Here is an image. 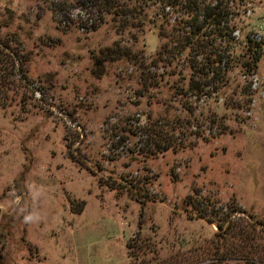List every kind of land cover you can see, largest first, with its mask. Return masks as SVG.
<instances>
[{
  "label": "rangeland",
  "instance_id": "rangeland-1",
  "mask_svg": "<svg viewBox=\"0 0 264 264\" xmlns=\"http://www.w3.org/2000/svg\"><path fill=\"white\" fill-rule=\"evenodd\" d=\"M222 1L234 41L159 59L160 31L192 17L0 0V264H264V51L255 74L241 65L264 0ZM219 54L222 77L203 65ZM149 116L167 147L143 132Z\"/></svg>",
  "mask_w": 264,
  "mask_h": 264
},
{
  "label": "trees",
  "instance_id": "trees-1",
  "mask_svg": "<svg viewBox=\"0 0 264 264\" xmlns=\"http://www.w3.org/2000/svg\"><path fill=\"white\" fill-rule=\"evenodd\" d=\"M147 1V0H146ZM155 3H159L164 7H170L171 10L183 12L187 14L188 17H192L193 20L187 21V27H190V31L186 33H181L179 36H173L171 34H164L160 31V35L166 38H169V41L164 43L160 50L158 51L159 59L165 58H177V57H187L186 51L187 47H194V51L197 55H209L208 48L210 46L207 44L205 47H202L200 42H195L196 37H202L204 41L209 42V38H212L210 41L216 40L218 38L224 39L226 42L231 43L234 41L232 37V33L234 31V27L229 25L230 22V15L231 11L230 8L224 3L222 0H216L213 2H206V0H149ZM115 4V5H114ZM112 4L114 11L111 12L113 16L117 19L123 20L125 17L132 19L133 21L136 17H139V11L137 8H123V6L118 5L117 3ZM146 15L141 13V17L143 16L146 18ZM143 18V19H144ZM181 23H184V18L182 19ZM129 24V22L127 23ZM132 24V23H131ZM192 36V40L190 37ZM173 43V45L171 44ZM195 43V44H194ZM205 43V42H204ZM247 54L249 53L250 57L248 60L242 59L241 65L245 69L248 75H253L258 68V64L262 58L263 51H264V39L258 40L255 36H251L250 34L244 41ZM191 44V46H190ZM211 44V43H210ZM213 46V43L211 44ZM228 51V49H227ZM213 53V52H212ZM211 55V54H210ZM229 56L219 54V60H209L205 62L203 65L206 68H211L213 64H215V75L218 77L221 75L222 66L221 64L224 63V71L227 70L229 65ZM209 58V57H208ZM204 68L196 69L198 73H207L205 72ZM212 71V70H210ZM222 77V75H221ZM213 79V78H212ZM222 79V78H221ZM213 81V80H210ZM199 94L203 93L202 88H194ZM171 124L167 122V124ZM143 132H146L148 136H161V141L155 140V142L159 143L160 148L163 149L167 147L166 145H162L164 142L166 144L168 131L164 129L162 122L159 120H153L151 116L148 117V122L143 126ZM165 132L167 134H165ZM74 159L76 156L72 153L71 154ZM81 161V160H79ZM222 227V226H221ZM223 228V227H222ZM226 233H228V229H224ZM222 234V233H221Z\"/></svg>",
  "mask_w": 264,
  "mask_h": 264
},
{
  "label": "clouds",
  "instance_id": "clouds-1",
  "mask_svg": "<svg viewBox=\"0 0 264 264\" xmlns=\"http://www.w3.org/2000/svg\"><path fill=\"white\" fill-rule=\"evenodd\" d=\"M24 219H25V222H29L31 220V217L30 216H27Z\"/></svg>",
  "mask_w": 264,
  "mask_h": 264
},
{
  "label": "water",
  "instance_id": "water-1",
  "mask_svg": "<svg viewBox=\"0 0 264 264\" xmlns=\"http://www.w3.org/2000/svg\"><path fill=\"white\" fill-rule=\"evenodd\" d=\"M0 216H1V209H0Z\"/></svg>",
  "mask_w": 264,
  "mask_h": 264
},
{
  "label": "built area",
  "instance_id": "built-area-1",
  "mask_svg": "<svg viewBox=\"0 0 264 264\" xmlns=\"http://www.w3.org/2000/svg\"><path fill=\"white\" fill-rule=\"evenodd\" d=\"M260 39H262V38H260ZM260 39H259V40H260Z\"/></svg>",
  "mask_w": 264,
  "mask_h": 264
}]
</instances>
